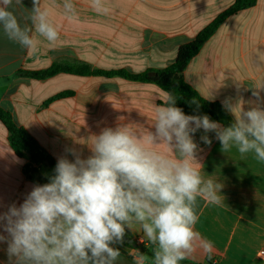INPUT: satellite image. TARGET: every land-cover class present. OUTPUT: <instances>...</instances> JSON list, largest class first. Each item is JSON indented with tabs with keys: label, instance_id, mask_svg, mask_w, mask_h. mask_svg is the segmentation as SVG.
Returning <instances> with one entry per match:
<instances>
[{
	"label": "crops",
	"instance_id": "0c3cea01",
	"mask_svg": "<svg viewBox=\"0 0 264 264\" xmlns=\"http://www.w3.org/2000/svg\"><path fill=\"white\" fill-rule=\"evenodd\" d=\"M22 2L25 8L13 0L10 10L23 25L33 5L32 0ZM64 2L40 0L41 10L48 11L59 32L54 43L33 30L36 48L24 49L7 39L0 26V107L56 162L62 156L73 160L69 149L87 158L92 136L104 128L128 125L140 134L154 131L155 106L168 95L155 83L117 75L61 72L35 79L19 71H43L59 63L133 74L164 69L174 63L180 46L192 41L235 0H103L106 14L94 11L91 0H71L76 13L72 20L65 14ZM182 77L204 98L223 107L228 103L245 110L264 106V0L227 17ZM61 93L69 94L54 99ZM202 135L199 130L193 137L198 145L196 159L205 180L222 184L221 197L218 204L200 199L197 206L196 230L213 242L211 259L197 249L185 262L264 264L260 255L264 250V162L252 154L242 156L235 148L224 153L214 132L207 133L211 145L201 140ZM31 167L28 155L15 154L0 121V212L12 203L19 206L32 187L46 178L44 169L27 171ZM124 237L134 244L137 239L144 241L137 257L152 256L153 245L138 225L126 227ZM126 242L112 245L121 251L117 264H136L134 246ZM6 249V244H0V264H8Z\"/></svg>",
	"mask_w": 264,
	"mask_h": 264
},
{
	"label": "clouds",
	"instance_id": "9594fccd",
	"mask_svg": "<svg viewBox=\"0 0 264 264\" xmlns=\"http://www.w3.org/2000/svg\"><path fill=\"white\" fill-rule=\"evenodd\" d=\"M15 5L24 7L22 0ZM32 5L22 25L10 10L13 0H0L4 35L28 50L36 48L33 30L50 43L59 38L40 0ZM63 7L72 20L71 0ZM91 7L108 12L103 0H91ZM225 107L234 117L227 127L207 115H186L169 93L155 106L154 131L104 128L92 136L87 158L69 149L73 160L58 158L47 183L35 184L19 206L0 212L8 264H117L121 251L112 245L122 244L126 227L136 225L153 245L152 256L140 254L136 264H181L197 249L211 259L213 242L196 230L197 206L200 199L220 203L222 184L204 179L195 133L203 130L201 140L211 145L207 133L214 132L222 152L235 148L264 162V106Z\"/></svg>",
	"mask_w": 264,
	"mask_h": 264
},
{
	"label": "trees",
	"instance_id": "16d2710c",
	"mask_svg": "<svg viewBox=\"0 0 264 264\" xmlns=\"http://www.w3.org/2000/svg\"><path fill=\"white\" fill-rule=\"evenodd\" d=\"M257 0H235L234 4L220 14L211 24L200 31L197 36L190 42L180 46L176 59L173 64L164 69H149L143 73L133 74L125 70L103 71L91 70L87 65L81 63L55 64L51 68L43 71H19V75L35 79H45L56 75L57 73H68L72 75H106L121 76L124 78L155 83L160 86L167 95L170 93L176 98V106L181 108L186 115H207L213 121L227 127L233 122V117L218 102H213L204 98L195 88L187 83L182 73L191 61L201 50L205 42L216 32L224 20L232 14L239 11L254 7ZM69 93H61L54 99L67 96ZM195 101V103H193ZM0 121L8 131V141L11 144L15 154L18 157L29 156L31 164L34 167L28 168L27 171L36 173L37 168L44 169L46 178L41 184L48 182L56 165V160L38 143V141L24 128L19 126L11 114L0 107ZM48 162V163H47ZM131 247L133 245L125 243ZM143 249V248H142ZM181 264H186L182 261Z\"/></svg>",
	"mask_w": 264,
	"mask_h": 264
},
{
	"label": "built area",
	"instance_id": "2783aa9c",
	"mask_svg": "<svg viewBox=\"0 0 264 264\" xmlns=\"http://www.w3.org/2000/svg\"><path fill=\"white\" fill-rule=\"evenodd\" d=\"M143 243H144V241L141 239L136 240V242H135L136 245L134 246V254H133V257L135 259L137 258V255L139 253L138 246L143 244ZM260 255H261L262 259H264V250L261 251Z\"/></svg>",
	"mask_w": 264,
	"mask_h": 264
},
{
	"label": "water",
	"instance_id": "95a60500",
	"mask_svg": "<svg viewBox=\"0 0 264 264\" xmlns=\"http://www.w3.org/2000/svg\"><path fill=\"white\" fill-rule=\"evenodd\" d=\"M48 163V162H47ZM125 241H127L129 244L135 246L132 239H127L126 237L123 238Z\"/></svg>",
	"mask_w": 264,
	"mask_h": 264
}]
</instances>
